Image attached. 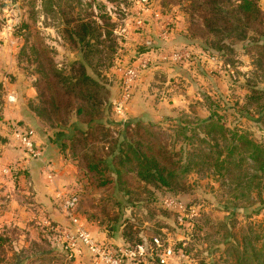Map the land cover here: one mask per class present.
I'll use <instances>...</instances> for the list:
<instances>
[{"label":"rangeland","instance_id":"374dc122","mask_svg":"<svg viewBox=\"0 0 264 264\" xmlns=\"http://www.w3.org/2000/svg\"><path fill=\"white\" fill-rule=\"evenodd\" d=\"M162 2L0 0V264H14L15 254L19 261L24 259L18 264L81 263L78 260L84 253L70 257L63 252L42 218L37 219L40 212L32 192L43 186L45 165L57 173L52 185L55 192L58 186L74 187L63 182L62 167H78L76 211L92 218L109 239L124 229L129 240L139 239L141 234L145 244L157 236L173 254L165 264H264V170H259L264 168V60H260L264 56L256 44L245 48L246 42L235 37L225 39L223 52L204 50L200 45L203 37L187 22V2L167 7ZM258 4L263 22L252 25L251 36L257 31L264 34V0ZM102 14L113 24L119 46L113 65L103 70L110 87V108L105 116L113 122L112 135L121 130L120 121H142L136 140L150 146L147 153L166 158V166L174 164L179 172L175 189H155L134 171H123L122 182L117 183L115 174L89 171L80 154L73 157L69 149L54 152L46 144L53 129L35 116L33 107L39 104L38 94L48 96V67L69 72L80 56L65 39L66 23L72 25L78 18L101 22ZM200 48L210 55L209 60L201 58ZM180 51L188 53L180 59L169 56ZM142 54H149L150 60L140 73L144 86L134 99V83L119 112L118 68ZM14 93L23 104L14 110L15 117L5 119L17 105L11 104ZM139 102L141 106L133 111ZM206 119L217 122L219 130L208 135ZM27 127L46 144L41 159H28L14 140V130ZM216 138L220 147L212 141ZM218 152L220 158L214 162ZM233 152L234 163L228 160ZM43 184L49 186L45 179ZM125 190L131 196H124ZM120 196L136 203L123 209L127 223L113 235L107 227L117 215ZM165 197L174 198L182 207L166 206ZM121 239L118 241L125 246H136ZM179 251L186 257H179Z\"/></svg>","mask_w":264,"mask_h":264},{"label":"trees","instance_id":"16d2710c","mask_svg":"<svg viewBox=\"0 0 264 264\" xmlns=\"http://www.w3.org/2000/svg\"><path fill=\"white\" fill-rule=\"evenodd\" d=\"M183 2H187V22L194 25L197 29L194 33L199 32L204 39V42L200 43L204 50L223 52L226 47L225 39L235 37L246 42L245 48L256 44L255 47L259 48L264 56L263 32L257 31L254 36L248 34L252 25H260L263 22L258 0H163L162 6L179 5ZM99 19L101 22L93 18H78L72 25H69L70 22L66 23L65 39L78 50L80 56L71 64L69 72L53 66L52 69L48 67L51 74V77L46 79L48 96L46 98L38 94L39 104L33 107L35 116L53 129L52 136L45 140L46 144L54 152H65L69 149L73 157L80 154L87 162L89 171L115 174L117 183L122 182L123 171H134L141 181L155 189H175L179 172L174 164L172 167L166 166V158L147 153L150 146L147 147L143 142L136 140L141 134L142 121L135 118L120 121L118 124L122 126L121 130L112 135L110 124L113 122L105 116L110 108V87L103 70L113 65L119 49L118 37L114 35V26L108 17L102 14ZM262 59L264 60L260 56V60ZM74 64L77 65L76 68ZM44 70L45 68L40 70L41 74H44ZM57 91L61 97H58ZM204 123L208 127V135L219 130L217 122H211V119H206ZM212 141L220 147L217 138ZM246 144L259 147L253 142ZM219 155L218 152L214 162L219 160ZM230 156L232 158L228 160L232 159L234 163V152ZM216 165H219L218 162ZM259 170L262 172L264 168ZM123 193L129 197L132 192L125 190ZM116 202L117 215L107 227V231L113 235L127 223L123 218V209L136 203L133 198L123 200L122 196L118 197ZM125 231L126 229L120 230L119 234L128 245L143 243L141 234L139 239L131 241ZM2 246L0 239V249ZM14 261V264L23 263L24 259L19 261V254H15Z\"/></svg>","mask_w":264,"mask_h":264},{"label":"built area","instance_id":"2783aa9c","mask_svg":"<svg viewBox=\"0 0 264 264\" xmlns=\"http://www.w3.org/2000/svg\"><path fill=\"white\" fill-rule=\"evenodd\" d=\"M138 23L141 24L142 21L139 19ZM187 53V51L173 52L169 56L180 59ZM200 56L205 60L210 58V55L202 50H200ZM149 62V54H142V57L137 58V60L118 68L121 75L122 94L117 105V111L120 112L125 107L134 83L137 82L141 71L148 67ZM13 136L15 142L24 149V155L28 159H41L43 151L33 128H16ZM43 177L49 185H54L57 173L53 168L45 165ZM56 191L55 197L68 219V223H55L53 225L47 218H42V224L55 235V239L61 243L60 247L63 251L68 252L70 257L77 256L82 250H86L94 264H147L149 261L163 264L166 263L169 256H173L170 247H165L166 242H162L157 236H153L147 244L140 243L133 247L95 238L87 230L81 215L76 211L79 201L78 189L60 186ZM162 201L166 206L182 207V204H178L172 197H165ZM178 256L184 258L186 254L179 251Z\"/></svg>","mask_w":264,"mask_h":264},{"label":"crops","instance_id":"0c3cea01","mask_svg":"<svg viewBox=\"0 0 264 264\" xmlns=\"http://www.w3.org/2000/svg\"><path fill=\"white\" fill-rule=\"evenodd\" d=\"M200 50H202V49L200 48ZM142 86H144V78H143V76H140L139 80H137V84H136L135 89L133 91V92H135L134 93V96H133L134 99H137V97H139V93H138L137 90H139ZM30 93H31V91L29 90L28 91V94H27L28 97L31 96ZM176 93L177 92H175V95H172V99H175L176 98L175 97V96H177ZM178 94H179V92H178ZM12 95H13L12 97H13L14 101L11 104H15L16 103L17 105L11 107L13 109H12V111H8V113L9 112H11V113L6 114L5 119H8V118L10 119L13 116L15 117L16 116V113H14L15 112L14 110L16 108L22 106L21 104H23L21 102L22 99L21 98L18 99L16 97L15 93L12 94ZM178 96H181V94H179ZM17 100H19V102ZM140 106H141V104L139 102V105L134 106V108L132 107L133 111H134V109L135 110L139 109ZM127 108L129 110L130 109V106H128ZM132 109H130V110H132ZM26 111H28V114L30 115L29 109L26 110ZM40 142L38 141V143H39V145H40V147H41V149L43 151L45 149L46 144L44 143V141H40ZM47 160H50L53 165H57V162L53 161L52 159H47ZM60 166H62V164H60ZM77 171H78V167H77V169H76V167L74 169L73 167L70 168L67 165L66 167H62V170L59 171V175L62 178L65 179L63 181L64 183H68L67 186L69 185V186L77 187V182H76V180H77V173L76 172ZM36 175H37V173H36ZM43 180L41 182V179H39V181L43 185L42 187H41V185H40V187L38 186L40 189L37 188L38 190H33V192L31 191L36 196L34 199H35L36 204H37L36 207H37V209L40 212L38 214V218L37 219L39 220L41 218H47L48 220H50L51 222H54V223L67 224L68 223V219L66 218L65 214L63 213V211H62V209H61V207H60V205H59V203L57 201V198L55 197L56 196V194H55V188H56V186H52V185H49V184L48 185L50 187L49 186H44ZM33 186H34V188H32V189H35L36 185H33ZM52 194H53V196H52ZM52 198H53V200H52ZM25 214L26 215L27 214L30 215L29 212L27 213V211L25 212ZM81 218H82V221H83L85 227L87 228V230L90 231L91 234L95 238H97L99 240L109 241V242L115 243V244H122L123 243L121 241L120 242L118 241V240L121 239V236L119 234L118 235H115V237L114 236H112V237L110 236L111 239H109L108 236H106V234L104 232H102L101 230H99V228L97 227V225H95L91 220H88L85 215H81ZM60 249L62 250V248H60ZM82 253H84L83 256L80 257L79 260H78V261H81L80 264H94L92 262V259H91L90 255L88 254V252L86 250H82ZM172 257L173 256H169V260L172 259ZM166 262H168V261L166 260ZM147 264H160V263L159 262H151V261H149V263H147ZM163 264H165V263H163Z\"/></svg>","mask_w":264,"mask_h":264}]
</instances>
